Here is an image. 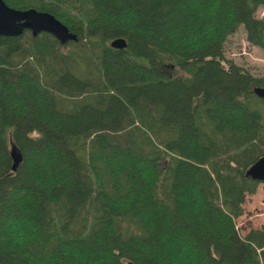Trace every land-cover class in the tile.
<instances>
[{"label": "trees", "instance_id": "trees-1", "mask_svg": "<svg viewBox=\"0 0 264 264\" xmlns=\"http://www.w3.org/2000/svg\"><path fill=\"white\" fill-rule=\"evenodd\" d=\"M3 1L76 40L0 35V264H264V227L235 228L264 84L221 54L238 27L264 48V0Z\"/></svg>", "mask_w": 264, "mask_h": 264}, {"label": "rangeland", "instance_id": "rangeland-1", "mask_svg": "<svg viewBox=\"0 0 264 264\" xmlns=\"http://www.w3.org/2000/svg\"><path fill=\"white\" fill-rule=\"evenodd\" d=\"M254 16L264 21V5L258 4L254 7ZM264 39V30L259 32ZM222 64L226 67L239 68L249 75L259 77L264 84V48L260 49L251 46L245 39V34L241 27H238L233 33L227 34L222 44ZM166 69V70H165ZM167 68L164 71L167 72ZM174 75H188L180 67L170 69ZM188 77V76H187ZM252 92V93H251ZM240 97H244L248 102L258 100L253 90L241 91ZM257 97V96H256ZM264 103V101H263ZM11 143H8V151ZM243 212L235 219V228L239 235H243L249 228L264 227V183L259 182L253 194L246 195L242 203Z\"/></svg>", "mask_w": 264, "mask_h": 264}, {"label": "water", "instance_id": "water-1", "mask_svg": "<svg viewBox=\"0 0 264 264\" xmlns=\"http://www.w3.org/2000/svg\"><path fill=\"white\" fill-rule=\"evenodd\" d=\"M23 30H28L32 36L40 32L48 33L61 44L69 40H76V35L52 14L36 10L33 7L12 8L0 0V35L16 36ZM109 46L121 49L125 46V41L120 37L114 38L109 42ZM253 93L264 101V87H254ZM9 157L11 159L10 169L13 171L21 160L18 148L13 144L9 148ZM245 175L264 183V156L250 165Z\"/></svg>", "mask_w": 264, "mask_h": 264}]
</instances>
